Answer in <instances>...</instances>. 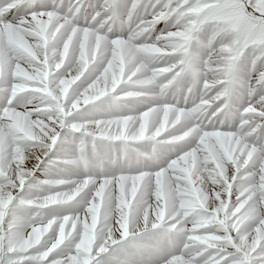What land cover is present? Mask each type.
Listing matches in <instances>:
<instances>
[{"label":"snow or ice","instance_id":"1","mask_svg":"<svg viewBox=\"0 0 264 264\" xmlns=\"http://www.w3.org/2000/svg\"><path fill=\"white\" fill-rule=\"evenodd\" d=\"M0 264H264V0H0Z\"/></svg>","mask_w":264,"mask_h":264}]
</instances>
